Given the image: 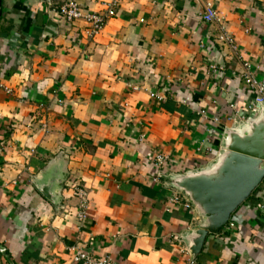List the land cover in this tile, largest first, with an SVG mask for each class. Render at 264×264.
I'll return each mask as SVG.
<instances>
[{"label": "crops", "instance_id": "0c3cea01", "mask_svg": "<svg viewBox=\"0 0 264 264\" xmlns=\"http://www.w3.org/2000/svg\"><path fill=\"white\" fill-rule=\"evenodd\" d=\"M66 1L0 0V264H85L77 251L189 264L196 213L171 177L210 166L223 132L264 112L243 77L248 63L264 83V0H74L102 15L114 5L93 39L60 18ZM207 4L220 23L203 21ZM55 172L53 203L35 183ZM231 222L196 264H264V182Z\"/></svg>", "mask_w": 264, "mask_h": 264}, {"label": "water", "instance_id": "95a60500", "mask_svg": "<svg viewBox=\"0 0 264 264\" xmlns=\"http://www.w3.org/2000/svg\"><path fill=\"white\" fill-rule=\"evenodd\" d=\"M57 177L55 172L39 177L35 183L53 203L57 199ZM171 179L170 185L196 213L194 230L187 239L191 261H195L209 235L219 234L264 182V112L240 128L225 130L222 151L210 166Z\"/></svg>", "mask_w": 264, "mask_h": 264}, {"label": "built area", "instance_id": "2783aa9c", "mask_svg": "<svg viewBox=\"0 0 264 264\" xmlns=\"http://www.w3.org/2000/svg\"><path fill=\"white\" fill-rule=\"evenodd\" d=\"M113 7L114 5H109L107 8L106 14H98L95 12H89L80 7V5L74 0H67L62 6L59 7L58 14L62 20H64L67 24H73L75 22L81 21L87 27V37L88 39H93L97 35H99L105 27L106 20L109 16L113 15ZM202 19L207 24L220 23L219 14L217 10L214 8L212 4H207L205 7L204 14ZM218 42L227 46L233 53H238V45L230 34L226 32L223 28L220 29L218 34ZM244 82L247 88L254 91L257 94L256 104L264 105V83L259 82L255 79L253 74L251 73V68L248 63L244 64ZM153 98H157L161 101L163 98L161 96L151 95ZM154 164L158 168H163L164 166L171 164V159L169 156L165 154H157L154 156ZM73 196L78 201V210L76 214V218L79 222H85L88 216V210L90 207L89 198L87 192L80 188L75 187L73 191ZM172 203H180L183 202L182 198L179 196L171 199ZM186 207L189 209L190 205L186 204ZM228 230H232L235 228V224L231 221L228 223L226 227L223 228ZM73 250V249H71ZM74 260L76 262H84L85 264H113L112 260L108 257L102 259H94L90 257L88 254L83 253L81 251H77L74 254ZM189 264H196L194 261H191Z\"/></svg>", "mask_w": 264, "mask_h": 264}]
</instances>
